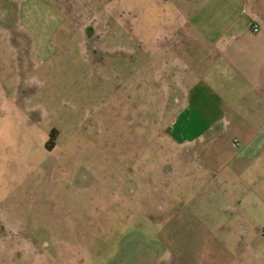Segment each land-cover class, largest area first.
<instances>
[{
  "label": "rangeland",
  "instance_id": "obj_1",
  "mask_svg": "<svg viewBox=\"0 0 264 264\" xmlns=\"http://www.w3.org/2000/svg\"><path fill=\"white\" fill-rule=\"evenodd\" d=\"M52 7L57 18L41 21L40 36L14 34L6 52L0 264H264V154L249 170L255 175L238 179L179 157L174 141L180 95L168 92L175 79L163 74V60L172 63L163 50L173 38L196 44L199 32L172 29L164 0ZM258 16L264 0H239L224 39L263 45L240 31ZM172 61L182 73L198 72L191 59ZM215 98L213 112L188 114L213 123L217 137L254 121L241 107L245 94Z\"/></svg>",
  "mask_w": 264,
  "mask_h": 264
},
{
  "label": "crops",
  "instance_id": "obj_2",
  "mask_svg": "<svg viewBox=\"0 0 264 264\" xmlns=\"http://www.w3.org/2000/svg\"><path fill=\"white\" fill-rule=\"evenodd\" d=\"M58 1L63 0H0V97L5 83L6 52L13 45L11 36L14 34L40 36L41 21L44 22L47 15L57 18L56 9L52 6L55 3L57 5ZM164 1L174 12L173 21L176 25L172 26V29L182 30L186 26L187 29L199 32L197 45H190L189 41L186 42L183 38H173L170 44H165L163 50L166 56L172 58V63L163 60V74L169 76V80L175 79L170 81L174 88L168 92L180 95L179 100L173 101L174 106L181 111V115L175 121L174 135V141L179 147V157L182 158L186 153L187 159L193 160L191 164L194 161L199 162L205 166L208 173L213 172L210 169H217L218 172L220 170L225 172L227 169L228 175L233 172L237 174L238 179L250 178L255 172L249 170L264 154V123L260 122V116L264 115V98L259 97L263 92L261 90L264 89V75L258 77L259 60L264 59V44L224 39L229 16L237 9L239 0H198L199 3L193 0ZM210 11L215 15L213 21L201 23L199 15L208 14ZM15 19L18 20L16 23ZM251 22L259 26L258 34L255 33L254 37L262 35L257 39L259 42L264 41V19L258 16ZM241 28L243 35L253 36V33L248 31L249 28L247 30ZM193 46L198 48L197 56L192 55ZM158 49L160 52L162 47ZM224 56L226 58L221 62ZM182 58L194 62L198 69L194 74L199 80L198 83L190 80L194 77L191 73H182V70L175 68L172 60L181 61ZM157 68L154 67L150 71L152 86ZM239 92L247 97V100L241 103V107L247 108L249 113L254 115L253 122L247 120L235 122L231 128L224 127V131L217 137L213 123L206 121L205 117H193L188 114L192 109L196 111L208 109L209 112H213L214 106L218 105L215 97L230 96ZM252 148L256 151L250 155H254V159L247 162L249 158L246 156ZM242 157L246 164L240 169H234L232 166L235 161H238L239 166L242 164Z\"/></svg>",
  "mask_w": 264,
  "mask_h": 264
},
{
  "label": "trees",
  "instance_id": "obj_3",
  "mask_svg": "<svg viewBox=\"0 0 264 264\" xmlns=\"http://www.w3.org/2000/svg\"><path fill=\"white\" fill-rule=\"evenodd\" d=\"M55 136H56L55 131H50V133H49V139H48V142L46 144V146H47L48 149H51L53 147V141L55 139ZM49 144H51V145L49 146Z\"/></svg>",
  "mask_w": 264,
  "mask_h": 264
},
{
  "label": "built area",
  "instance_id": "obj_4",
  "mask_svg": "<svg viewBox=\"0 0 264 264\" xmlns=\"http://www.w3.org/2000/svg\"><path fill=\"white\" fill-rule=\"evenodd\" d=\"M249 30H250L251 33L255 34V33L258 32V30H259V26H258L257 24H255V23H252V22H251V23H250ZM235 142H236V141H235Z\"/></svg>",
  "mask_w": 264,
  "mask_h": 264
}]
</instances>
